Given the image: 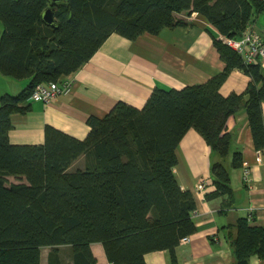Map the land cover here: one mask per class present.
<instances>
[{"label":"trees","instance_id":"obj_1","mask_svg":"<svg viewBox=\"0 0 264 264\" xmlns=\"http://www.w3.org/2000/svg\"><path fill=\"white\" fill-rule=\"evenodd\" d=\"M49 8L55 27L43 21ZM194 13L217 32L222 73L182 90L156 88L142 109L118 102L104 118L88 119L83 140L47 126L42 145L11 144V118L31 112L36 86L74 75L114 34L130 41L157 36L185 27L178 15ZM258 18L264 20V0H0V73L30 81L23 92L0 98V264H41L43 248H51L48 264H64L65 246L71 264H98L95 243L110 264H146L148 254L161 251L178 264L177 247L197 231L195 198L174 173L184 136L197 131L225 159L227 121L244 109L254 146L264 151V70L220 38L240 39ZM235 70L250 78L247 89L224 97L221 87ZM80 158L83 167L74 168ZM232 167H243L241 152ZM211 176L215 191L206 197L233 202L222 162ZM227 240L235 264L264 258V227L246 218L229 227Z\"/></svg>","mask_w":264,"mask_h":264},{"label":"crops","instance_id":"obj_2","mask_svg":"<svg viewBox=\"0 0 264 264\" xmlns=\"http://www.w3.org/2000/svg\"><path fill=\"white\" fill-rule=\"evenodd\" d=\"M185 27L165 29L159 35L144 34L136 41L112 35L94 57L77 73L66 78L72 80L69 94L59 96L50 103L30 101L28 114L12 116L13 130L9 139L13 145H42L45 128L51 126L77 139L87 137L90 117L104 118L118 102L142 109L156 88L182 90L207 83L222 73L225 64L214 47L212 34L217 32L208 21L194 13L177 17ZM264 20L258 18L253 28L260 33ZM4 27L0 22V37ZM264 36V34H261ZM264 70V60L259 59ZM250 78L233 71L221 87L220 93L228 97L242 94ZM29 80H13L0 73V98L5 94L17 95L28 88ZM264 114V104H263ZM226 132L231 136L229 155L222 159L206 144L195 130L181 140L174 169L180 187L190 191L196 201L193 219L197 231L181 242L176 249L178 264H235L227 240L229 227L239 219H248L251 226L264 227V151L256 150L247 114L239 110L227 121ZM241 152L243 167H232L233 154ZM83 158L75 164L83 167ZM82 162V163H80ZM222 162L231 177L233 202L226 197L207 198L215 191L211 168ZM226 162V165H225ZM250 170L251 184L244 181V170ZM201 179L207 180L205 193L196 190ZM11 182L15 183L13 179ZM48 250L43 254V250ZM98 264H110L104 247L91 246ZM51 248H43L41 264H48ZM64 264H71L70 247H60ZM146 264H170L166 251L150 253ZM250 264H264V258L254 257Z\"/></svg>","mask_w":264,"mask_h":264},{"label":"built area","instance_id":"obj_3","mask_svg":"<svg viewBox=\"0 0 264 264\" xmlns=\"http://www.w3.org/2000/svg\"><path fill=\"white\" fill-rule=\"evenodd\" d=\"M220 38L224 44L241 55L246 62L252 63L256 59L264 60V38L255 29L248 30L237 40H230L225 37ZM72 83V80L64 79L58 83L40 84L35 87L31 101L50 103L59 96L69 94L72 89ZM244 181L251 184L250 170L248 168L244 170ZM207 186V180L201 179L196 186V190L205 193ZM188 241L189 238L182 240L183 243Z\"/></svg>","mask_w":264,"mask_h":264},{"label":"water","instance_id":"obj_4","mask_svg":"<svg viewBox=\"0 0 264 264\" xmlns=\"http://www.w3.org/2000/svg\"><path fill=\"white\" fill-rule=\"evenodd\" d=\"M54 3H59L62 0H52ZM43 21L45 22V24H47L48 26H52L55 27L54 25V17H53V11L51 8L47 9L44 13H43Z\"/></svg>","mask_w":264,"mask_h":264},{"label":"rangeland","instance_id":"obj_5","mask_svg":"<svg viewBox=\"0 0 264 264\" xmlns=\"http://www.w3.org/2000/svg\"><path fill=\"white\" fill-rule=\"evenodd\" d=\"M263 23V21L261 20L260 21V24L258 25V29H260V34H264V29H263V27L262 26H260L261 24ZM83 162V161H82ZM82 162H80V163H82ZM83 164H84V162H83ZM225 165H226V162H225ZM47 252H48V250L46 249V250H43V254L45 253V254H47Z\"/></svg>","mask_w":264,"mask_h":264}]
</instances>
